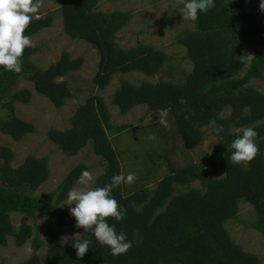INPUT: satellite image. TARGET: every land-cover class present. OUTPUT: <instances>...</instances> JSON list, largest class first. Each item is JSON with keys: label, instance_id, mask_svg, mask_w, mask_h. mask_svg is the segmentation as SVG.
<instances>
[{"label": "trees", "instance_id": "1", "mask_svg": "<svg viewBox=\"0 0 264 264\" xmlns=\"http://www.w3.org/2000/svg\"><path fill=\"white\" fill-rule=\"evenodd\" d=\"M100 1L58 0L64 34L97 51L99 63L93 84L103 90L118 74L139 72L150 78L163 73L166 79L161 77L153 83L122 81L112 95V104L121 115L145 106L158 117L156 110L166 108L175 127L170 137L178 138L184 150L201 147L207 129L216 138L213 150L183 167H174L165 158L169 173L155 181L153 188L148 186V174L160 157L149 158L151 169L134 181L135 187L125 184L124 190L122 183L112 192L127 214L120 223L108 218L109 223H115L118 233L127 234L132 248L113 256L109 248L85 233L80 238L91 239L92 243L86 255L78 258L70 245H61L58 230L67 223L62 204L68 201V192L78 184L81 172L90 168L79 163L55 191L37 195L50 177L47 157L29 155L14 167L13 150L0 145V247H6L12 238L18 247L31 242L33 251L41 249V215L57 228L47 232L44 264H263L258 255L232 239L227 224L238 221L241 203L249 204L255 213L250 225L264 241V93L251 84L254 79L264 82V17H256L250 0H215L214 8L199 14L193 30L184 29L175 38L192 64L187 73L169 66V56L152 45L122 49L117 35L129 24L132 13L104 12L99 8ZM54 16L34 17L25 35L31 38L51 27ZM250 41L256 44L254 58L241 61V56L249 54L243 42ZM40 52L34 45L24 50L20 74L0 68V110L5 112L0 116V133L15 142L36 134L33 123L16 115V104L28 105L32 97L28 88H17L18 82L32 84L37 95L60 110L74 95L70 84L59 80L80 71L84 63L82 57L71 59L70 53L63 51L57 62L41 69L33 60ZM181 98L187 103L181 104ZM225 109L228 114H223ZM211 120L223 125L221 137L213 132ZM109 121L104 99L90 95L74 110L69 129L52 128L47 134L68 158L92 144L94 154L106 162L94 188L103 187L112 176L122 173L110 136L130 126L113 128ZM244 126L258 133L259 153L250 163L237 165L231 162L230 145ZM13 214L21 216L18 227L12 223ZM22 264L42 263L35 255Z\"/></svg>", "mask_w": 264, "mask_h": 264}, {"label": "rangeland", "instance_id": "2", "mask_svg": "<svg viewBox=\"0 0 264 264\" xmlns=\"http://www.w3.org/2000/svg\"><path fill=\"white\" fill-rule=\"evenodd\" d=\"M250 2L256 17L259 19L264 17V11L260 9V0H250ZM182 7L179 0H101L99 3L100 10L104 12L118 10L132 13L129 24L117 35V41L122 49L128 50L138 44L152 45L169 56V66L190 71L191 62L186 58L184 48L178 46L175 41L177 34L182 30L194 29L193 22L182 20L179 12ZM59 9L58 0H42L39 16L36 18L53 14L55 19L51 27L31 37L32 45L39 46L41 49V52L33 57V60L39 68L47 69L58 61L63 51L69 52L71 59L82 57L84 59L82 69L59 80H65L70 84L74 97L68 100L62 109L57 110L46 98L35 93L32 84L20 80L17 88H28L32 97L28 105L16 104V115L26 122L33 123L36 134L26 135L21 142H15L10 136L0 133V145L9 147L14 152V167L22 164L29 155L37 158L47 157L50 177L36 192L37 195L55 191L68 172L79 163H84L90 168L88 171L92 174V180L86 185L78 182L75 189H93L95 181L103 174L106 162L94 154L92 144H88L76 156L68 158L47 136L48 131L52 128L60 131L69 129L70 117L74 110L90 95H98L104 99L110 114V126L113 128L122 125L130 126L128 130L110 136L111 144L121 164L122 173L126 175L129 172H134L138 179L151 169L147 165H150L149 158L158 159L156 157H160L159 160H154V170L148 174L150 188L154 187L155 181L169 173V166L165 158L170 159L174 167H183L190 160L199 161L202 156L213 150L216 138L210 129H207L204 144L194 151H188L183 149L178 138L170 137L171 131L175 130L173 123L169 121L166 128L161 126L158 117L149 112L145 106H138L126 115H121L118 107L114 106L111 101L112 95L120 83L125 80L136 85L142 81L153 83L164 77L163 73L150 78L139 72L118 74L113 77L105 89L98 88L92 81L98 70L97 51L86 42L73 40L64 34ZM243 43L249 54L255 51L256 44L253 41ZM260 87L264 90L263 83H260ZM4 114L5 112L0 110V116L3 117ZM232 132H236V129H232ZM153 135L156 138L149 139ZM133 183L130 186L135 187ZM192 186L199 187V184L193 183ZM123 188L125 190V183ZM128 189L131 190L132 187H128ZM67 204L68 201L62 204L68 217L66 225L61 228V231L58 230L59 238L65 234L72 235L83 232V229L75 227V220L70 216ZM241 204L238 221L228 223L227 229L233 240L247 252L258 255L264 264V241L250 225L255 219V213L249 204ZM74 206L71 205V207ZM20 218L21 216L18 214L12 215L11 220L15 227H18ZM50 229L57 230L55 224L48 217L40 215L38 232L42 237L43 247L38 251H33L31 242H27L23 247H18L14 240L9 238L7 246L0 247V264H22L35 255L44 264L47 232Z\"/></svg>", "mask_w": 264, "mask_h": 264}, {"label": "clouds", "instance_id": "3", "mask_svg": "<svg viewBox=\"0 0 264 264\" xmlns=\"http://www.w3.org/2000/svg\"><path fill=\"white\" fill-rule=\"evenodd\" d=\"M41 3L42 0H0V68L4 71L16 74L22 72L24 50L32 47L31 38L25 35V32L33 18L39 16ZM179 3L183 5L179 9L182 20L193 23L198 20L199 14L207 13L216 6L215 0H179ZM260 9L264 11V0H260ZM253 58L251 54L240 57L241 61H251ZM179 102L187 103L184 98ZM156 112L160 125L168 127L169 110L160 108ZM209 124L215 135L221 137L224 132L223 125H217L215 120L209 121ZM238 131L240 135L230 145L233 150L230 155L231 162L237 165L250 163L259 153L256 142L258 133L254 128L247 126ZM155 138L154 135L149 137ZM91 180L92 174L88 170L81 172L79 183L86 185ZM135 180L134 172L126 175L120 173L112 176L111 182L103 187L70 190L67 194L69 214L75 220V227L83 229V233L61 236V245H70L77 257L83 258L92 243L91 239L80 238L87 233L94 237L98 244L109 248L113 256L127 253L132 248V241L123 231L118 233L115 227V223L125 219L127 209L118 204L112 192L122 183L132 184ZM108 218L113 219L115 223L110 224Z\"/></svg>", "mask_w": 264, "mask_h": 264}, {"label": "crops", "instance_id": "4", "mask_svg": "<svg viewBox=\"0 0 264 264\" xmlns=\"http://www.w3.org/2000/svg\"><path fill=\"white\" fill-rule=\"evenodd\" d=\"M255 47H256V46H255ZM251 55H253V53H252ZM191 70H192V64H191L190 71H191ZM190 71H186V70H185V72H187V73H189ZM156 78H157V77H156ZM260 83H263V84H264V82L259 81V80H257V79H254V80L251 81V84H252L253 86H256V87L259 89V91H261L262 93H264L263 88L260 87ZM228 113H229V110H227V109H225V110L223 111V114H228Z\"/></svg>", "mask_w": 264, "mask_h": 264}]
</instances>
